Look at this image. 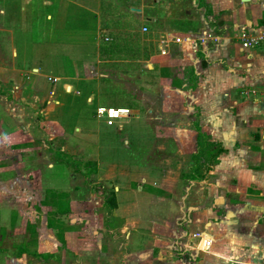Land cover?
Wrapping results in <instances>:
<instances>
[{
	"label": "crops",
	"instance_id": "crops-1",
	"mask_svg": "<svg viewBox=\"0 0 264 264\" xmlns=\"http://www.w3.org/2000/svg\"><path fill=\"white\" fill-rule=\"evenodd\" d=\"M40 4H54V8L43 14L44 40L43 43L36 44L28 36L36 20L32 14L34 4L30 5V0H0L2 160L9 153L4 151L5 148L12 149V152L13 149L20 150L15 146L21 140L20 131L11 129L9 123L6 124L3 120L6 113L15 119L27 120V123L23 120H18V123L23 125L24 135H27L25 141L33 144L36 139L30 132V127L35 126L34 118H42L41 115L47 118L55 108L47 106L53 104L55 90L46 96L37 86V93L42 94V97L39 96L41 106L35 101L36 95L30 91L25 92L27 85H33L29 82L30 75L40 72L36 64L29 66L25 61L23 64L18 61L19 52H28L30 45H35L38 50L52 56L62 51L71 56L83 43L96 46L97 58L91 59L95 64L88 57L82 62V69L92 66L87 76L64 75L66 81L63 87L68 94L74 92L73 82L80 81L81 77L86 80L107 78L112 74L110 70L128 68L114 66L119 61L140 62L141 67L147 70V73L139 75L142 100L149 107V102H153L154 97L161 98L163 106L168 104V109L171 108L173 116L180 111L185 113L184 109L180 110L175 106L178 102L191 106L186 107L184 104L182 108L188 109L189 116L195 113L196 119L192 120L194 130L189 132L194 134L197 131V136L195 133V140H188L187 145L190 146L191 143L195 150L198 149L192 155L188 172H184L181 179L179 174L183 172V168L179 164L175 169L165 167L151 172L149 169L132 166L127 161L106 162V169L98 171L94 176L90 175L88 180L93 179L96 184L107 181L110 188L100 190L99 193L89 190L88 194L80 198L74 196L71 210L66 213L71 228H67L69 230L64 239L53 235L52 232H57L58 228L53 230L48 224V213L52 209L41 207L40 210L46 217L39 226L40 230L35 227L42 233L41 240L39 236L35 238L37 250L29 254L26 253L28 250H22L6 261L15 264V261L26 256L27 259L37 256L41 261L54 264L59 258L61 262L57 264H63L69 254L75 258L76 264H186L200 252L199 264H235L234 261L239 262L237 264H261L264 261V42L253 48L246 47L241 36L243 31L251 36L264 32V0H193L194 9L188 10V16L178 15L176 11L180 10V6L173 2L124 0L119 6L96 11L98 19L91 18L92 15L90 18L87 16L85 22L88 27L85 30L71 26L68 30L65 27L66 8L71 5L66 0H42ZM183 5L181 3V7ZM126 11L141 21L140 33L147 36L143 41L140 36L136 37L143 49L141 59L126 58V52L114 41L116 32H124L126 36L132 34V30L125 28L132 23L126 16ZM184 18L186 23L178 24L177 21H184ZM95 22L96 28L90 29ZM144 26L149 28L148 33L143 32ZM97 29L98 33L101 30L105 32L103 45L106 47H102L103 42L94 41ZM166 33L195 38L210 33L217 39L210 40L206 45L199 42V50L195 53L189 45L172 44L168 49L161 48L159 40ZM118 54L124 57H116ZM56 57L59 62L57 67L63 69L62 58L59 55ZM155 65H160L159 71ZM151 77L157 79L156 88H153L154 80ZM58 78L61 81L63 77ZM154 91L159 95L155 96ZM76 92L80 93L78 90ZM87 101L93 102L92 94L87 96ZM55 103L60 104V100L57 99ZM173 104L174 107H171ZM147 112L151 120V109ZM77 129L81 130L79 127ZM37 130L39 129L34 131L35 135ZM44 134L49 137L48 141L55 136L46 128ZM212 137L216 142H213ZM182 144L185 142L176 141L175 145L180 147ZM161 145L158 146L159 149L163 148ZM214 147H219L217 152ZM39 148L42 153L41 161L44 160L43 155L48 154L41 151V145ZM202 150L217 153L219 165L226 167L223 180L218 177L219 185H205L207 189L204 191L196 189L199 184H206L208 181L198 173ZM24 159L25 156L19 154L20 164L26 166ZM51 166L53 163L49 162V167ZM227 167L234 170L235 175L227 173ZM218 170L222 174L220 166ZM151 173L157 174L161 181L151 178ZM221 180L231 183L220 184ZM179 181L183 182L181 187ZM150 187L156 189L150 190ZM16 194L19 195V190H16ZM1 197L6 198L0 191V199ZM216 199L218 206L215 208L213 200L216 202ZM106 200L108 203L105 204ZM34 212H37L36 209ZM92 213L100 214L101 225L100 221L96 224L95 221H90V218L93 219ZM54 214L55 218H59L57 212ZM223 215H226L224 220ZM35 222L32 223L36 225ZM6 223L4 219L3 224ZM5 229L6 235L3 239L0 235V242H8L7 246L11 245L13 248L15 242L9 237L13 233L7 236L8 230L12 228ZM19 229L20 226L15 228L18 235L21 234ZM198 232L212 237L213 245L209 250H197L195 234ZM119 235L125 238L124 243L119 242Z\"/></svg>",
	"mask_w": 264,
	"mask_h": 264
},
{
	"label": "rangeland",
	"instance_id": "rangeland-1",
	"mask_svg": "<svg viewBox=\"0 0 264 264\" xmlns=\"http://www.w3.org/2000/svg\"><path fill=\"white\" fill-rule=\"evenodd\" d=\"M40 1L42 0H30V5L34 4V6L32 5L33 11H31L36 20L33 22L28 36L31 39L29 40L36 44H41L44 40L43 14L47 10L49 11L54 8V4L53 6H44L40 4ZM66 1L71 5L66 8L67 16L65 27H67L68 30L70 26L85 30L88 27L85 22L87 16L90 18L92 15L93 17L91 16V18L98 19L99 16L96 14V11H101V8L102 10H106L107 7L119 6L124 0ZM127 1L129 2V0ZM146 1L148 3H154L155 0ZM163 1L178 4L180 6V10L176 11L178 15L184 14L188 16V10L194 9L192 4L193 0ZM207 1L210 2V0ZM181 3L184 4L182 7ZM152 10L154 11V9ZM126 13V16L129 17L132 23L125 26V28L132 30V34L126 36L124 32L121 34L120 32H116L114 33V41L126 52L124 53L126 58L129 57L133 60L141 59L140 56L142 55L141 52L143 49L136 37L140 36V40L143 41V38L147 36H142L140 33L142 30L141 21L137 20L135 16L127 11ZM150 14L151 11L148 12L149 16ZM177 22L178 24H185L186 20L185 18L184 21L179 19ZM95 24L96 22L90 29H95ZM104 36L105 32L101 30L98 33L97 29L94 32L93 38L94 41L98 42L99 40L100 43L103 42L102 47H106L103 45L105 44L103 40ZM90 41L94 43L91 39ZM28 48L29 51L26 53L19 52V63L23 64L25 61V64L29 66L36 64L40 72H33L30 75L29 82L33 85H27L25 92L30 91L34 96L36 95L37 98L35 101L38 106H41L42 104L39 102V96L42 97V94L37 93V86L40 87L39 91L46 96H48L50 91L55 90L56 95L53 96V104L47 105L48 107L53 106L55 108L49 113L47 118H45L44 115H41L42 118H34L35 126L39 130H37L35 135V126L30 127V132L36 139L33 144L25 141L27 140V135H24L23 125L18 123V120L23 119H15L11 114L9 115L7 113L3 118L6 124L9 123L8 126L11 129L20 131L21 140L17 139L19 145L15 146L20 150L13 149L14 152H12V149L5 148L4 151L9 152L6 155L7 158L4 157L3 160L0 158V191L2 195L6 197H1L0 199V235L3 239L6 235L5 228H12V230H8L9 234H7V236L13 233V235L9 237L15 242L13 248H11V245L7 246L8 242L3 244L0 242V264H12L13 262L6 261L7 258L22 250H28V252H26L27 254L37 250V241L35 238L39 236L41 240L42 233L39 231V226L43 220L45 221L46 217V214H43L40 210L42 209L41 207L52 209L51 212L48 213V224L53 230L58 228L57 232L55 230L52 232L53 235L57 238L64 239L66 231L69 230L67 228H71L66 213L71 210V201L74 196L80 198V196L88 194L89 190L99 193L100 190L106 191L110 188L107 181L96 184L93 183V179L88 180L90 175L94 176L98 171H104L103 169L107 167L106 162L121 163L122 161H127L132 164V166H138L145 170L149 169L151 172L156 171L158 168L163 169L165 167L175 169L176 165L179 164L183 168V172L179 174V178L181 179L184 177V172H188L192 155H194L198 149L195 150V147L193 148L191 143L190 146L187 145L188 140L191 142L195 140L194 134L196 133L197 136V131L194 134L189 132L194 130L192 120H195L196 117L194 115L195 113L189 116V114H187L188 109L182 108L185 103L178 102L177 105H175L180 108V110L184 109L183 111L185 113L180 111L176 116H173L170 113L171 108L168 109V104L163 106L164 104L163 101L160 100L161 98L158 97L157 99L154 97L152 99L153 102H149V107L147 106L148 104L142 100V86L140 85L139 75H143L145 72L147 73V70L141 67L140 62L124 63L119 61L117 64H114V66H128V68L110 70L112 74L107 78L100 77L94 80H86L81 77L82 79H80V81L73 82L74 92L68 94L63 87L66 81L64 75L68 74L72 77H80L82 74L87 76L92 66L89 65V67L82 69V62L84 58L88 57L90 58L89 61L95 64L91 59L97 58L96 55L98 53L96 52V46H88L83 43L80 48L76 49L77 52L71 54V56L63 51L52 56L51 54L38 50L35 45H30ZM58 55L64 62L61 67L63 69L57 67L59 62L56 56ZM116 57L124 56L118 54ZM159 67L160 65H155L158 71L160 70ZM121 73L125 74V76ZM62 74L63 76H61ZM48 76H56L57 78L60 76L63 78L61 81L53 83L49 80ZM151 78L154 80L153 88H156L157 79L155 77ZM77 90L80 92L79 94L76 92ZM90 94L93 95V102L87 101V96ZM157 94L158 92L154 91V95L156 96ZM50 99L51 97L49 100ZM57 99L60 100V104L55 103ZM99 106L118 107L119 109L126 110L127 114L130 115L118 119L115 126H108L105 118L98 117L97 115V108ZM185 106L191 107L187 106V104H185ZM171 107H174V104ZM166 108L167 110L164 111ZM149 109H151V120L150 114L147 112ZM192 111L193 110H191V112ZM36 112H39V109H36ZM164 114L168 115L166 116ZM47 120L52 123L47 122ZM23 121L27 123V120ZM47 123H49V125ZM121 125L122 129H120ZM202 126H204V123ZM78 127L81 128L80 131H77ZM45 128L52 136L55 135L51 141H48L49 137L47 134H44ZM182 139H184V141H181ZM176 141L185 142V144L177 147L175 145ZM213 142H216L214 138ZM7 144L9 143L7 142ZM40 145L41 151L46 152L49 156L48 158V156L43 155L44 160L41 159V161L40 155H42V153L39 151ZM159 145L163 148L159 149ZM28 148L33 149L27 150ZM218 149L219 147H214L216 152ZM19 154L25 156L26 160L24 159V161H26V166L22 165L23 163L20 164ZM212 156L214 157L212 158ZM49 162H52L53 166L49 167ZM219 162L217 153L214 154L213 152L202 150L201 167L198 169V173L206 177L208 181L206 184H199V187L196 188L197 190L204 191L207 187L219 185L218 177L222 179L223 172L226 168L223 166L221 167ZM218 166H220V169L222 168V170H220L222 174L219 172ZM227 173L235 175V171L228 167ZM172 175L174 176L173 173ZM157 176V174H152L151 178L155 177L156 180L161 181ZM222 180L219 182L220 184L230 182ZM179 182L181 187L183 182ZM207 183L209 185H207ZM103 185L106 187H103ZM205 185L207 187H205ZM160 187H162V185H160ZM150 188V190L156 189ZM225 189L226 188L223 186V190ZM16 190H19V195L16 194ZM217 192L219 193V190H217ZM99 195L102 196L101 194ZM245 202L249 203L250 201ZM213 203L216 208L218 206L217 199L216 202L213 200ZM223 205H225V199H223ZM33 209H36L37 212H34ZM53 210L58 213L59 218L54 217L56 214H54L55 212ZM95 215L96 217H94ZM92 216L93 219L90 218L92 223L95 221L96 224L101 219L100 214L92 213ZM225 217L226 215H223V220ZM4 219L7 222L6 224H3ZM33 221L37 224L34 225L32 223ZM99 225H101V221ZM19 226L20 235L15 231V228ZM100 232L102 233V231ZM17 236H19V239H16ZM92 237H95L94 234H92ZM113 238L115 239V236H113ZM117 238L121 239L119 242L124 243V237L119 235ZM142 238L145 239L144 237ZM23 240L30 243H26V241L24 242ZM132 242L134 243V238ZM199 254L201 253L199 252ZM199 254L196 253L192 256L191 261L186 264H199L201 261ZM26 257L22 260L15 261V264H54L50 263V261H41L37 256H32L33 258L31 259H27ZM75 261V258L68 254L63 264H76ZM55 262L57 264V262H61V259L58 258ZM255 262L257 263V260H255ZM234 263L237 264L239 262L234 261ZM260 263L264 264V261Z\"/></svg>",
	"mask_w": 264,
	"mask_h": 264
},
{
	"label": "built area",
	"instance_id": "built-area-1",
	"mask_svg": "<svg viewBox=\"0 0 264 264\" xmlns=\"http://www.w3.org/2000/svg\"><path fill=\"white\" fill-rule=\"evenodd\" d=\"M143 32L148 33L149 28L147 26L143 27ZM243 40V44L246 47H256L260 45L262 42H264V32L262 34L257 36H251L246 31L242 32L241 36ZM217 37H215L213 34L210 33H204L203 35L195 38L194 36H177L172 33H166L163 36H161L159 43L160 47L163 49H168L171 47L172 44L177 45H189L195 53L198 52L199 48V42L202 45H206L210 40H216ZM49 80L53 83H56L59 81V78L57 77H49ZM97 115L98 117H104L108 125H115L118 119H121L123 117H127L130 114H127V111L124 109H119L115 107H99L97 109ZM264 133V129H263ZM195 238H197V250L199 251H207L209 250L213 245V239L210 235L202 232H198L195 234Z\"/></svg>",
	"mask_w": 264,
	"mask_h": 264
},
{
	"label": "trees",
	"instance_id": "trees-1",
	"mask_svg": "<svg viewBox=\"0 0 264 264\" xmlns=\"http://www.w3.org/2000/svg\"><path fill=\"white\" fill-rule=\"evenodd\" d=\"M108 203V200H106L105 204Z\"/></svg>",
	"mask_w": 264,
	"mask_h": 264
}]
</instances>
